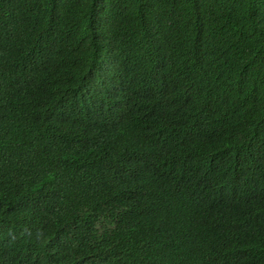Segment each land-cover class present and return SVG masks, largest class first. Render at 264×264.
<instances>
[{
  "label": "trees",
  "instance_id": "obj_1",
  "mask_svg": "<svg viewBox=\"0 0 264 264\" xmlns=\"http://www.w3.org/2000/svg\"><path fill=\"white\" fill-rule=\"evenodd\" d=\"M0 264H264V0H0Z\"/></svg>",
  "mask_w": 264,
  "mask_h": 264
}]
</instances>
